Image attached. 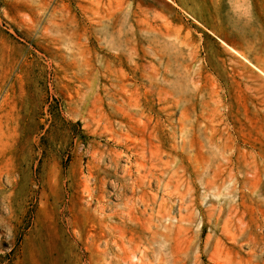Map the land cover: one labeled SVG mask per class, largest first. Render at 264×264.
Returning a JSON list of instances; mask_svg holds the SVG:
<instances>
[{
    "label": "rangeland",
    "instance_id": "obj_1",
    "mask_svg": "<svg viewBox=\"0 0 264 264\" xmlns=\"http://www.w3.org/2000/svg\"><path fill=\"white\" fill-rule=\"evenodd\" d=\"M259 69L264 0H0V264H264Z\"/></svg>",
    "mask_w": 264,
    "mask_h": 264
},
{
    "label": "bare ground",
    "instance_id": "obj_2",
    "mask_svg": "<svg viewBox=\"0 0 264 264\" xmlns=\"http://www.w3.org/2000/svg\"><path fill=\"white\" fill-rule=\"evenodd\" d=\"M227 46H228V45H227ZM228 47H229V49H230L232 52H234L235 54L239 55L241 58L247 60V58H246L243 54H241L239 51H237L235 48H233V47H231V46H228ZM259 70H260V69H259ZM260 71L263 72L262 70H260ZM263 74H264V72H263Z\"/></svg>",
    "mask_w": 264,
    "mask_h": 264
}]
</instances>
